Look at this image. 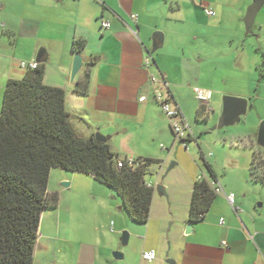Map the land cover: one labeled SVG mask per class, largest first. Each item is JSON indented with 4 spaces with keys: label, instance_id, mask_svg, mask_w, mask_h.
Instances as JSON below:
<instances>
[{
    "label": "crops",
    "instance_id": "1",
    "mask_svg": "<svg viewBox=\"0 0 264 264\" xmlns=\"http://www.w3.org/2000/svg\"><path fill=\"white\" fill-rule=\"evenodd\" d=\"M253 1L0 0V110L6 82L21 79L20 62L36 61L41 51L36 62L44 65L43 83L64 90L74 133L82 140L100 133L119 158L151 161L145 182L154 193L145 224L133 222L118 194L91 176L53 169L47 194L55 195L57 204L40 216L32 264H264V183L249 175L253 151H263L257 132L235 144H228L234 141L231 133H213L239 123L257 99L250 91V73L263 60L251 47L264 55V5L248 32L244 18ZM103 21L108 29L101 28ZM219 37L228 41L231 69L240 72L217 76L224 54ZM76 39L85 47L71 81ZM194 41L200 45L193 46ZM192 68L198 71L193 74ZM85 79L87 94H76L75 84ZM216 83L236 90L226 92ZM159 84L191 129L184 142L175 138L156 101ZM195 88L211 92L208 103L200 105ZM225 97L246 100V113L217 128ZM200 178L222 192L199 221L191 222L193 188ZM45 214H50L47 228ZM149 250L156 253L152 262L141 257ZM114 252L122 259H114Z\"/></svg>",
    "mask_w": 264,
    "mask_h": 264
},
{
    "label": "trees",
    "instance_id": "2",
    "mask_svg": "<svg viewBox=\"0 0 264 264\" xmlns=\"http://www.w3.org/2000/svg\"><path fill=\"white\" fill-rule=\"evenodd\" d=\"M85 41L72 42V53L80 54ZM44 65L9 79L0 110V264H32L41 214L57 204L48 196L50 172L59 169L91 176L114 190L128 217L137 224L149 218L154 190L146 186L149 160L137 159L138 167H116L119 158L107 142L94 136L80 139L73 131L65 108V92L43 83ZM74 92L86 95L88 80L75 84ZM264 152L252 153L250 178L264 183ZM214 178L211 166L200 156ZM258 170L262 175L258 174ZM216 194L210 182L194 184L190 221H199Z\"/></svg>",
    "mask_w": 264,
    "mask_h": 264
},
{
    "label": "rangeland",
    "instance_id": "3",
    "mask_svg": "<svg viewBox=\"0 0 264 264\" xmlns=\"http://www.w3.org/2000/svg\"><path fill=\"white\" fill-rule=\"evenodd\" d=\"M195 44L193 46L197 47L199 44V41H194ZM217 43L219 45V49H222L224 54L220 57V68L217 71V76L220 75H225L227 72H240V71H235L234 69H231L233 66L230 61V57L227 55L226 48L228 41L227 39L223 37L217 38ZM202 44V43H201ZM200 45V44H199ZM209 44L204 43L202 46L207 47ZM170 49L172 52L177 51V46L175 44H172L170 46ZM251 53L253 54H259V58H262L263 61L259 59V63L256 67H252V74L250 73L251 80H254L252 83L253 85L250 87L251 93L254 95L255 99L254 100V108L252 110H249L247 114L241 118V121L239 123H236L232 126H229L227 128H223L219 131H215L213 133H220L224 134L226 132L231 133L234 135V141L233 139H229L228 144L233 143L235 144V141L239 138H242L243 135L248 134L249 132H257L259 124L264 121V55L259 51L258 47H251ZM191 68L187 65V74H189V71ZM196 71L192 68V73L195 74ZM195 80V77H194ZM216 87L221 88L222 90H226V92H229L230 90H236L234 87L231 85H225L222 83H216ZM3 94V93H2ZM217 99H213L211 101V105L214 106L215 103H217ZM219 102V101H218ZM216 105V104H215ZM238 136V137H237ZM240 136V137H239ZM53 173H62L60 170H54ZM231 170H227V174H230ZM258 174L262 175L261 171L258 170ZM50 220V214H45L43 226L44 228H47L48 226V221Z\"/></svg>",
    "mask_w": 264,
    "mask_h": 264
},
{
    "label": "built area",
    "instance_id": "4",
    "mask_svg": "<svg viewBox=\"0 0 264 264\" xmlns=\"http://www.w3.org/2000/svg\"><path fill=\"white\" fill-rule=\"evenodd\" d=\"M205 13L208 16H213L214 12L211 9H205ZM135 18V17H132ZM109 23L106 21L101 22V28L102 29H108ZM146 64H149V59H146ZM20 68L27 71V70H32L36 69L38 66V63L36 61H22L19 64ZM152 83L155 85L157 82L154 78L151 79ZM160 86H156L155 88V98L156 101L159 103L160 108L162 112L165 114V116L169 119L170 121V127L171 130L175 136V138L179 141H185L189 137L192 136L191 129L187 122L183 119L182 113L180 109L176 106H173L169 102V98L162 93L163 84H159ZM195 99L200 103V105H204L209 102L211 99V92L195 88L193 90ZM141 101L145 100V97H142L140 99ZM124 166L131 167V168H136L138 167V162L135 159L132 158H125L124 160H118L116 162V167L117 168H122ZM201 180V178L199 179ZM211 187L213 188V191L215 194H220L222 192V189L219 186H216L215 183H210ZM148 188H151L152 186L150 184H146ZM230 205L233 207L234 204V199L232 195H229L227 197ZM236 210H239V208L236 207ZM220 223H223V220L220 219ZM142 259L147 262H152L156 259V253L153 250L149 251H143L141 255Z\"/></svg>",
    "mask_w": 264,
    "mask_h": 264
},
{
    "label": "water",
    "instance_id": "5",
    "mask_svg": "<svg viewBox=\"0 0 264 264\" xmlns=\"http://www.w3.org/2000/svg\"><path fill=\"white\" fill-rule=\"evenodd\" d=\"M263 5H264V0H254L253 3L248 7L247 13L244 18V24L248 32L254 20L255 15L263 7ZM41 57H42V52L40 51L37 55L36 61L39 62ZM81 66H82V58L79 54H75L73 57L72 69H71V74H70L71 81L74 80ZM246 107H247L246 100L233 98V97H225L223 99V114L217 125V128L229 126L233 124L234 122L239 121L240 116H243L246 113ZM94 139L99 142H106L108 137H105L101 135L100 133H95ZM256 141H257V144L261 146L264 151V121H262L259 124ZM64 186L66 187V185ZM158 191H160V187L158 188ZM189 229H190V226L187 227V230ZM127 239H128L127 233L123 232L121 236V243L123 245H126ZM112 256L116 260L122 259V254L118 252H114ZM167 262L170 264H174V262L171 260H168Z\"/></svg>",
    "mask_w": 264,
    "mask_h": 264
}]
</instances>
